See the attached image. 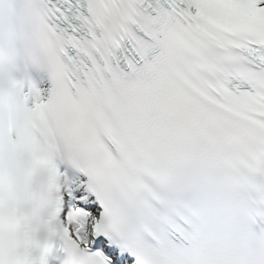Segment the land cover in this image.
<instances>
[{
  "label": "snow or ice",
  "instance_id": "6c2138e0",
  "mask_svg": "<svg viewBox=\"0 0 264 264\" xmlns=\"http://www.w3.org/2000/svg\"><path fill=\"white\" fill-rule=\"evenodd\" d=\"M0 264H264V0H0Z\"/></svg>",
  "mask_w": 264,
  "mask_h": 264
}]
</instances>
